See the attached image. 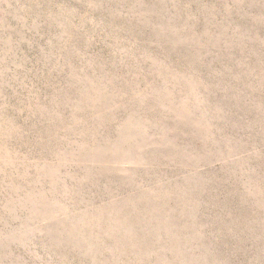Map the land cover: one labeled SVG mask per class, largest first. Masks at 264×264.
<instances>
[{
	"label": "rangeland",
	"instance_id": "1",
	"mask_svg": "<svg viewBox=\"0 0 264 264\" xmlns=\"http://www.w3.org/2000/svg\"><path fill=\"white\" fill-rule=\"evenodd\" d=\"M0 264H264V0H0Z\"/></svg>",
	"mask_w": 264,
	"mask_h": 264
}]
</instances>
